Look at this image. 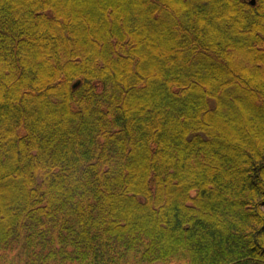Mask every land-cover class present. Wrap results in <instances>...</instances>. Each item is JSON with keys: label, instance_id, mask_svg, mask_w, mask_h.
<instances>
[{"label": "trees", "instance_id": "obj_1", "mask_svg": "<svg viewBox=\"0 0 264 264\" xmlns=\"http://www.w3.org/2000/svg\"><path fill=\"white\" fill-rule=\"evenodd\" d=\"M0 264H264V0H0Z\"/></svg>", "mask_w": 264, "mask_h": 264}, {"label": "water", "instance_id": "obj_2", "mask_svg": "<svg viewBox=\"0 0 264 264\" xmlns=\"http://www.w3.org/2000/svg\"><path fill=\"white\" fill-rule=\"evenodd\" d=\"M250 3H251L252 5H255V4H256V0H250Z\"/></svg>", "mask_w": 264, "mask_h": 264}]
</instances>
